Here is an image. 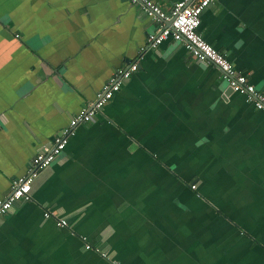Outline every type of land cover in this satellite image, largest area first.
<instances>
[{"label": "crops", "instance_id": "crops-1", "mask_svg": "<svg viewBox=\"0 0 264 264\" xmlns=\"http://www.w3.org/2000/svg\"><path fill=\"white\" fill-rule=\"evenodd\" d=\"M158 26L126 0H0V197L139 64L0 216V264H264V111L181 41L140 51ZM198 31L264 92V0H214Z\"/></svg>", "mask_w": 264, "mask_h": 264}, {"label": "built area", "instance_id": "built-area-1", "mask_svg": "<svg viewBox=\"0 0 264 264\" xmlns=\"http://www.w3.org/2000/svg\"><path fill=\"white\" fill-rule=\"evenodd\" d=\"M126 1L141 5L148 16L159 22L157 30L148 35L146 46L140 47V51L156 48L166 39L181 41L193 58L216 67L232 92L244 96L245 100L257 110L264 111V92L256 88L243 72L236 69L234 64L222 52L208 43L198 31L202 11L214 0H177L169 12L162 10L152 0ZM138 65L136 59L128 65L113 70L110 77L96 92L94 99L77 110L69 119L68 124L54 136L52 144L43 147L32 156L26 174L15 177L10 183L9 191L0 197V216L5 214L16 201L28 200L32 197V183L38 170L51 164L75 134V126L80 122L92 120L113 97L114 93L120 89L122 81L137 70ZM195 187V183L191 184V188ZM43 216L45 218L52 217L56 226H68L66 218L52 211L45 210ZM85 247L91 248L90 244H86ZM96 250L98 251V249ZM101 255L107 256L106 253H101Z\"/></svg>", "mask_w": 264, "mask_h": 264}, {"label": "water", "instance_id": "water-1", "mask_svg": "<svg viewBox=\"0 0 264 264\" xmlns=\"http://www.w3.org/2000/svg\"><path fill=\"white\" fill-rule=\"evenodd\" d=\"M229 88V87H228ZM229 90L231 91V89L229 88Z\"/></svg>", "mask_w": 264, "mask_h": 264}]
</instances>
